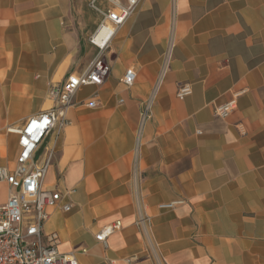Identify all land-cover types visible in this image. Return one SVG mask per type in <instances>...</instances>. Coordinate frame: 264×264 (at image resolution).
<instances>
[{
  "label": "crops",
  "instance_id": "crops-1",
  "mask_svg": "<svg viewBox=\"0 0 264 264\" xmlns=\"http://www.w3.org/2000/svg\"><path fill=\"white\" fill-rule=\"evenodd\" d=\"M88 1L0 0V166L19 151L8 128L50 107V85L96 55ZM103 57L104 82L81 87L69 124L38 147L39 162L53 150L44 184L71 203L43 231L79 264H264V0H138ZM115 221L103 246L95 234Z\"/></svg>",
  "mask_w": 264,
  "mask_h": 264
},
{
  "label": "built area",
  "instance_id": "built-area-1",
  "mask_svg": "<svg viewBox=\"0 0 264 264\" xmlns=\"http://www.w3.org/2000/svg\"><path fill=\"white\" fill-rule=\"evenodd\" d=\"M88 4L100 19L88 36L97 52L87 69L70 73L61 82L51 84L48 91L51 106L31 115L21 126L8 128L18 136L19 151L11 168L0 166V182L8 185L6 201L0 203V264H79L72 252L58 250L56 232L43 231L52 210L68 211L71 203L62 201L64 195L58 188L44 184L53 150L48 149L41 162L37 151L50 131L61 130L69 124L66 110L74 104L76 92L83 86L104 82L111 66L103 53L109 48L116 31L136 9L138 0H89ZM134 76V72L127 69L121 81L129 87ZM190 93V84L180 83L176 97L182 100ZM240 94L241 91L234 92L227 101L215 105L214 115L228 117L236 108ZM87 104L95 106L96 102L90 100ZM151 111L152 101L148 99L142 105L140 125L151 117ZM180 203L181 200H174L161 203L159 207L171 209ZM119 226L120 222L115 221L95 234V239L106 246L107 237Z\"/></svg>",
  "mask_w": 264,
  "mask_h": 264
}]
</instances>
